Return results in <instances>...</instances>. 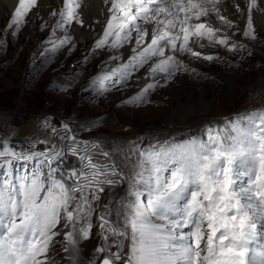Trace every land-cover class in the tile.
<instances>
[{
    "label": "snow or ice",
    "instance_id": "1",
    "mask_svg": "<svg viewBox=\"0 0 264 264\" xmlns=\"http://www.w3.org/2000/svg\"><path fill=\"white\" fill-rule=\"evenodd\" d=\"M105 3L109 19L102 38L95 42L97 49L109 45V36L113 37L112 48L122 47L131 42L133 32L139 48L149 36L144 25L150 23L153 29L150 42L138 52L134 48L136 54L129 58L127 65L121 66L123 70L114 81L118 85L129 78V70L135 71L153 57L159 59L152 70L165 73L167 83L180 65L173 55L165 57V50L199 57L201 53L189 47L193 36L206 37L210 45L229 46L228 37L214 40L218 28L190 23L214 16L231 27L232 21L220 14L221 0H105ZM36 5L37 0H18L6 27L18 29ZM245 5L248 17L246 30L241 34L251 37L252 12L264 11V0H245ZM232 7L236 12L241 11L239 3H233ZM78 8L83 11L74 0H63L59 13L55 9L51 13L61 17L56 27L70 26L74 20L83 27ZM70 42L71 38L65 35L53 48ZM244 48V44L236 42L229 46L230 51ZM203 58L211 61L213 56ZM158 86L159 82L147 84L130 101L143 103V93ZM67 138L72 145L69 150L78 155L82 146L74 136ZM58 155L55 151L49 153L50 158ZM108 155L103 152V156ZM141 156L144 159L138 165L139 171L125 178L115 170L108 171L110 165L93 163L86 152L78 155L90 172L85 175L73 170L70 178L79 181L85 176L87 181L75 187H66L63 180L53 177L52 171L48 173L46 189L41 173L17 177L15 173L8 176L7 172L0 171V264H47L49 243L58 234L52 230L60 223L62 211L64 227L72 229L64 233L66 241L72 243L64 251L69 253L70 264H76L79 250L73 230L78 216L74 213L83 211L88 203L85 189L92 182L112 185L125 179L128 201L122 220L124 230L109 231L113 236L127 239L128 250L123 251L118 243L117 251H111V246L97 247L93 264L96 261L98 264H264V113L237 118L228 125L227 131L206 130L204 140L193 138ZM0 157L5 158L6 164L12 157L26 159L22 153L7 151L3 146H0ZM101 176L104 179H97ZM109 176L119 179L114 181ZM93 191L102 193L103 187ZM41 192H44L42 198ZM77 193L81 194L79 200ZM92 198L99 199L95 195ZM72 204L74 207L69 210ZM100 220V228L104 229L107 221L103 216ZM91 227L89 223L79 229V239H89Z\"/></svg>",
    "mask_w": 264,
    "mask_h": 264
},
{
    "label": "rangeland",
    "instance_id": "2",
    "mask_svg": "<svg viewBox=\"0 0 264 264\" xmlns=\"http://www.w3.org/2000/svg\"><path fill=\"white\" fill-rule=\"evenodd\" d=\"M7 24L0 22V116H6L10 124L24 134L15 135L9 141L3 135L0 146L10 143L28 151L36 147L51 148L46 141L34 142L28 136L35 139L37 133H42L51 140L64 141L68 134L62 135L59 129L66 131L70 127L69 135L89 140L98 149L108 152L119 174L127 178L139 171L138 165L144 159L141 153L146 155L193 138L204 140L206 130L227 131L228 125L237 118L264 113V62L245 44L243 51H230L228 46L225 47L228 55L215 53L211 61L205 59L210 65L223 66L224 73L187 70L180 65L171 76L182 75L176 96L164 92L169 79L165 83V77L152 74L153 83L159 82L160 86L143 93V103L134 104L130 98L142 93L141 85L148 74L146 68L141 70L140 76L129 70V78L118 85L114 81L124 64L116 58L105 61L106 45L97 49L94 43L82 45L80 42L70 49L66 45L54 49L51 28L35 27L31 31L28 18L24 17L23 31L13 34L14 29H8ZM262 38V32L256 30L254 39ZM102 69L112 77L100 80L102 75L98 74ZM231 73L236 76L235 81L228 82L227 76ZM197 88L209 103L202 112H194L199 109L195 107ZM58 146L65 150L63 144ZM69 153L61 154L58 165L81 169L82 162ZM36 167L46 189L50 171L43 162H37ZM7 170L0 163V171ZM10 172L17 177L30 173L18 164L11 166ZM53 177L63 180L66 187L74 185L62 173H55ZM127 189L126 179L112 188L104 186L98 201L92 198L93 188L85 190L88 203L83 211L74 213L78 216L73 230L79 250L76 264H93L97 255L95 249L100 246H111V251H117L118 243L127 252V239L113 236L109 231L124 230ZM80 195L76 194L77 200ZM73 207L74 204L70 205L69 210ZM101 216L107 221L104 229L100 228ZM64 223L62 211L60 223L52 230L58 234L49 243L47 264H70L69 253L64 249L71 248L72 243L66 241L64 233L72 229L65 228ZM89 223L92 225L90 238L79 239L78 230Z\"/></svg>",
    "mask_w": 264,
    "mask_h": 264
},
{
    "label": "bare ground",
    "instance_id": "3",
    "mask_svg": "<svg viewBox=\"0 0 264 264\" xmlns=\"http://www.w3.org/2000/svg\"><path fill=\"white\" fill-rule=\"evenodd\" d=\"M184 2H186V0H184ZM233 3H239L241 9L240 12H236L234 10V8L232 7ZM74 4H80L83 7V11H81V9L79 8L76 9L79 19L84 21L83 27H81L74 20L70 26L65 25L64 27L57 28L56 21L60 20L61 17L59 16V14L53 16L51 13L54 9L57 11V13H59V11L63 8V0H37V5L33 7L25 16L28 18L30 30L34 31L35 27H48L49 29L51 28L52 33L54 34L53 43H58L59 39H63V37L67 35L68 37L71 38V42L69 44H65L67 46L66 47L67 49L74 47L77 43L80 42L82 43V45H89V44L91 45V43H94V47H95V42L98 39L102 38L103 31L109 19L108 4L105 3V0H74ZM17 6H18V0H0V22L9 23V18L13 14ZM219 7H220V14L225 15L228 20L232 21L231 27L222 24L214 16H210L208 18L202 17L199 21L193 20L190 21V23L191 24L197 22L205 23L206 28L207 27H212L213 29L218 28L219 31L216 32V35L214 36V40H218L219 38H223V37H228L229 46L232 42H236L238 44H245L247 47L249 46V48L253 50L255 55H257L264 62V11L258 12L256 10H253L252 29H250L251 37H245L241 34L243 31L246 30V22L248 17L245 0H221ZM22 24L19 25L18 29L14 28V32H18V31L22 32L23 31L22 30L23 28H21ZM144 28L148 30L149 36L146 37L145 44L139 46V48H137L135 44V37H136L135 32H133L132 34L133 38L131 42L119 48H112L110 46L113 37L109 36L108 37L109 45H106L107 49L105 50V54H106L105 61H107L110 58H116L119 59L121 64L127 65L129 58L136 54L133 51V49L135 48L136 52H138L140 49L146 46L147 43L150 42L151 34L153 30L152 25L150 23H146L144 25ZM206 28L204 29L205 31ZM53 29H55L54 32ZM258 29L263 34L262 40L252 38L254 37V32ZM197 39L198 38H196L195 36L191 37L189 41V47L192 48L193 52H200L201 56L197 57L188 52H183V53L170 52L168 49H166L165 57H167L168 55H173L174 59L179 61V65H181L183 68L187 70H191L192 68H195L196 70L208 71L216 74L224 73L225 68L223 66L210 65L203 57L215 53H222L223 55H228L229 53L225 48L228 46L220 45L218 43H213L210 45L206 37L199 38L197 43H193V41ZM201 44L204 46L200 47ZM179 46H180V41L177 42V47L179 48ZM158 59L159 58L157 57H153L152 60L148 61L143 66L136 68L135 71H133L134 75H139V73L143 68H146L148 70L147 77L144 79L143 85H141L142 86L141 90H143L147 86V84L153 83L152 74L155 73L158 74V78H162L166 76L165 73H159L158 71L154 72L152 70L155 62H158ZM103 70L104 69H102V71H100V73L98 74V75H102L101 77H99L100 80H104L107 77L108 78L112 77L111 73L103 72ZM227 77L229 79L228 82H231V81H235L234 77L236 76L234 75V73H231L228 74ZM181 78L182 75L169 78V82L167 83L164 92L175 95V92L180 88L178 82L181 80ZM170 79L172 80L170 81ZM196 96H197L198 104H196L195 107L199 109H197L194 112H198V111L202 112L206 110L208 108L209 103L204 99L202 92L198 88L196 91ZM16 127L17 126H13L12 124H10L6 116H0V140L4 138V136H6L8 140H10L15 135L23 136L21 134L24 133L21 130H18L19 128ZM43 127L44 126H42L41 128ZM69 128L70 127H68L66 131H63L61 129H59V131H61L62 135L67 133L69 136V131H71L69 130ZM47 129H49L48 125H47ZM28 137H30L34 142L37 141V139L38 140L41 139L52 145V147L48 148L46 152L48 156L50 151L57 152L59 154L58 156H61L62 153H66V152H70V154H72V152L69 150L72 147V145L68 138L64 141L60 139L55 141V140H51L50 137H49L50 139L46 138V135L44 137L42 133H37L35 139L33 138L34 136H28ZM76 140L77 143L81 145L83 149L80 153H78V155H83L85 154V152L90 155L96 148V146H94V144H92L89 140H82L80 138H77ZM59 144H63L64 145L63 148L65 150L59 147L58 146ZM78 155H73V156H76L78 158ZM56 157L57 156H53L54 159ZM90 185L91 187L94 188L101 186V185H97L95 182H92ZM104 185L106 187L112 188L117 186V183L114 182L112 185H107V184ZM100 195H101L100 192H95V196L99 197Z\"/></svg>",
    "mask_w": 264,
    "mask_h": 264
},
{
    "label": "built area",
    "instance_id": "4",
    "mask_svg": "<svg viewBox=\"0 0 264 264\" xmlns=\"http://www.w3.org/2000/svg\"><path fill=\"white\" fill-rule=\"evenodd\" d=\"M97 147L95 148V150L90 154L91 156V159H92V162L93 163H96V164H99V165H110L111 167L110 168H108L107 170L108 171H111V169L114 167V163L112 162L113 160L109 157V155L107 156V157H105V156H103V154H99L98 152H97V154H96V151H97ZM104 152H106V151H104ZM112 160V161H111ZM84 171L85 172H87V173H89L90 172V170L89 169H87V168H84ZM101 171L103 172L104 171V169L103 168H101ZM98 178H101V179H104V177L103 176H101V177H98ZM108 179H113V180H115V176H109V177H107Z\"/></svg>",
    "mask_w": 264,
    "mask_h": 264
},
{
    "label": "trees",
    "instance_id": "5",
    "mask_svg": "<svg viewBox=\"0 0 264 264\" xmlns=\"http://www.w3.org/2000/svg\"><path fill=\"white\" fill-rule=\"evenodd\" d=\"M70 168L71 167L68 165H66L65 167H62V166L57 164L56 166H54V168H52V171L54 170L53 172L56 174L62 173L65 175L66 178H70V172H69Z\"/></svg>",
    "mask_w": 264,
    "mask_h": 264
}]
</instances>
